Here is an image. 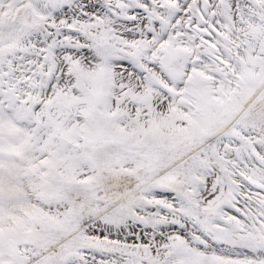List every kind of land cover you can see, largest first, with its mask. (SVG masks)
<instances>
[{
  "label": "snow or ice",
  "instance_id": "obj_1",
  "mask_svg": "<svg viewBox=\"0 0 264 264\" xmlns=\"http://www.w3.org/2000/svg\"><path fill=\"white\" fill-rule=\"evenodd\" d=\"M0 264H264V0H0Z\"/></svg>",
  "mask_w": 264,
  "mask_h": 264
}]
</instances>
